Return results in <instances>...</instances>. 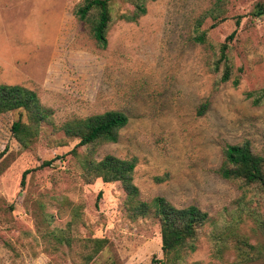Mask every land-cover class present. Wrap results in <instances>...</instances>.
Listing matches in <instances>:
<instances>
[{"label":"rangeland","instance_id":"obj_1","mask_svg":"<svg viewBox=\"0 0 264 264\" xmlns=\"http://www.w3.org/2000/svg\"><path fill=\"white\" fill-rule=\"evenodd\" d=\"M82 1L0 0V84L34 89L52 112L28 147L10 132L12 115H0V264H264V197L219 173L227 143L249 140L264 156V102L248 96L264 88V0H228L216 26L214 0H147L135 21L123 15L136 0H113L106 47L76 15ZM235 29L232 79L222 81L214 62ZM109 110L130 117L119 140L73 150L79 139L60 125ZM107 154L137 159L141 200L208 212L181 263L165 256L153 208L133 212L120 181L84 178L81 157ZM227 225L236 234L222 246ZM237 235L255 248L236 247Z\"/></svg>","mask_w":264,"mask_h":264},{"label":"trees","instance_id":"obj_2","mask_svg":"<svg viewBox=\"0 0 264 264\" xmlns=\"http://www.w3.org/2000/svg\"><path fill=\"white\" fill-rule=\"evenodd\" d=\"M112 1L113 0H83L76 9V15L91 26L93 36L100 46L106 47L108 44L107 33L112 21ZM147 0H136L135 10L132 13L124 14L128 21H135L146 13L145 3ZM228 0H214V5L210 11L216 26L226 17L222 15L226 11ZM264 13V7L259 5L257 15ZM241 24V17L236 18V25ZM237 27V28H238ZM235 29L227 36L224 43L219 47L218 56L214 62L215 69L221 72V80L232 79L233 65L230 60V43L236 35ZM194 40L201 44L208 41L207 30H199ZM233 83L238 85L240 78L235 77ZM248 96L253 98L255 104L264 102V88L248 92ZM209 106V102H204L199 110L203 114ZM9 113L12 115L10 132L12 136L23 146L28 147L38 136L42 126L52 121V112L42 103L37 91L21 84H0V115ZM129 115L123 111L109 110L103 113H96L86 117H74L68 119L60 125V130L66 136L79 139L78 146H91L101 142H117L120 137V130L129 122ZM83 165V176L91 181L102 178L105 182L120 181L128 194L130 200V210L139 214H147L151 208L158 218L161 226L162 249L167 257L174 263H181L189 251L196 249V238L199 229L209 220V214L200 206L191 204L184 207L174 205L164 196H155L149 201L139 198V189L133 181L134 170L137 165L136 158H121L114 154H107L102 159L93 157H81ZM45 164H50L46 161ZM29 171H25L22 177V184ZM222 177L241 182L242 188L254 189L264 197V156L255 152L251 142L245 140L240 143H227L223 148V163L219 168ZM168 176V175H166ZM166 176H157L156 179L162 181ZM245 209L242 207V210ZM134 214V213H133ZM259 227L264 232V216L258 219ZM232 234H236L230 225L221 231L217 240L222 242V246L228 244ZM95 250L102 249L105 239L97 238ZM239 249L245 247L251 249V245L246 239L237 235ZM221 248V246H220ZM262 253L261 250L258 252ZM93 258L89 255L88 260Z\"/></svg>","mask_w":264,"mask_h":264}]
</instances>
